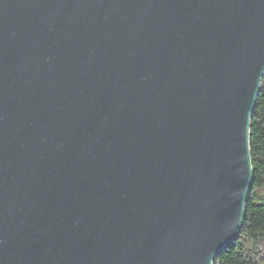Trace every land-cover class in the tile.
<instances>
[{"label":"water","instance_id":"obj_1","mask_svg":"<svg viewBox=\"0 0 264 264\" xmlns=\"http://www.w3.org/2000/svg\"><path fill=\"white\" fill-rule=\"evenodd\" d=\"M263 78L264 0H0V264H213Z\"/></svg>","mask_w":264,"mask_h":264},{"label":"trees","instance_id":"obj_2","mask_svg":"<svg viewBox=\"0 0 264 264\" xmlns=\"http://www.w3.org/2000/svg\"><path fill=\"white\" fill-rule=\"evenodd\" d=\"M253 183L239 236L213 264H264V78L251 119Z\"/></svg>","mask_w":264,"mask_h":264}]
</instances>
